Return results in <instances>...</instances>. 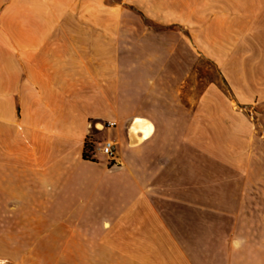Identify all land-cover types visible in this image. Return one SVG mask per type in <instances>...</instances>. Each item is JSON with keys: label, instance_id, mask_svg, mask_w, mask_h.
I'll list each match as a JSON object with an SVG mask.
<instances>
[{"label": "crops", "instance_id": "1", "mask_svg": "<svg viewBox=\"0 0 264 264\" xmlns=\"http://www.w3.org/2000/svg\"><path fill=\"white\" fill-rule=\"evenodd\" d=\"M75 1L0 2V243L23 244L0 259L264 264V110L261 153L225 159L224 177L240 185L217 202L215 150L208 140L201 161L199 108L181 98L193 64L177 52L187 44L125 41L119 22L110 47L83 42ZM251 68L242 66L250 89ZM255 91L264 99V84ZM136 117L153 130L132 143ZM109 119L116 160L96 150L97 122ZM87 136L93 159L83 156Z\"/></svg>", "mask_w": 264, "mask_h": 264}, {"label": "rangeland", "instance_id": "2", "mask_svg": "<svg viewBox=\"0 0 264 264\" xmlns=\"http://www.w3.org/2000/svg\"><path fill=\"white\" fill-rule=\"evenodd\" d=\"M214 1L76 0L72 9L83 10V42L98 40L105 48L110 47L116 38L113 28L119 22L125 41L151 44L159 49L176 41L187 44L177 52L178 59L193 64L182 83L181 98L188 106L199 108L201 161L207 157L208 140L210 149L215 150L216 201L219 202L229 199V195L219 193L223 187L240 185V180L224 177L233 172L225 159L230 155L261 153L255 139L260 134L264 99L255 89L264 84V13L255 8H264V0ZM261 15L263 19H257ZM192 46L198 51H191ZM247 62L253 66V73L248 75L251 89L244 84L242 66ZM108 128H102L103 139L115 132L114 128ZM202 166L201 163V170ZM22 246L0 243V253L19 251ZM23 261L32 264V260ZM19 262L22 261L0 259V264Z\"/></svg>", "mask_w": 264, "mask_h": 264}, {"label": "bare ground", "instance_id": "3", "mask_svg": "<svg viewBox=\"0 0 264 264\" xmlns=\"http://www.w3.org/2000/svg\"><path fill=\"white\" fill-rule=\"evenodd\" d=\"M102 125L97 122V126ZM103 128V125H102ZM153 130V125L150 120L143 117H136L130 131V138L132 143H139L143 138L150 135ZM142 132V134L139 133Z\"/></svg>", "mask_w": 264, "mask_h": 264}, {"label": "built area", "instance_id": "4", "mask_svg": "<svg viewBox=\"0 0 264 264\" xmlns=\"http://www.w3.org/2000/svg\"><path fill=\"white\" fill-rule=\"evenodd\" d=\"M117 124L116 120H106L104 122V126L107 127H112ZM90 142H93V140L90 138ZM96 150L99 152H102L105 154L110 160H116L117 158V148H116V142L111 139V138H106L101 140L97 145H96Z\"/></svg>", "mask_w": 264, "mask_h": 264}, {"label": "trees", "instance_id": "5", "mask_svg": "<svg viewBox=\"0 0 264 264\" xmlns=\"http://www.w3.org/2000/svg\"><path fill=\"white\" fill-rule=\"evenodd\" d=\"M93 143L88 141L87 139L85 140L84 144V149H83V156L85 158H90L93 159Z\"/></svg>", "mask_w": 264, "mask_h": 264}, {"label": "clouds", "instance_id": "6", "mask_svg": "<svg viewBox=\"0 0 264 264\" xmlns=\"http://www.w3.org/2000/svg\"><path fill=\"white\" fill-rule=\"evenodd\" d=\"M98 128H102V125H98ZM243 244V240L237 238L233 240V248L235 249H239L241 247V245Z\"/></svg>", "mask_w": 264, "mask_h": 264}]
</instances>
